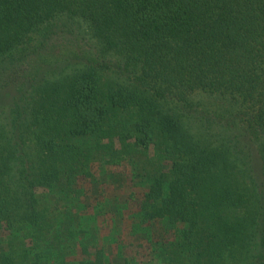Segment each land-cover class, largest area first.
<instances>
[{"label": "trees", "instance_id": "16d2710c", "mask_svg": "<svg viewBox=\"0 0 264 264\" xmlns=\"http://www.w3.org/2000/svg\"><path fill=\"white\" fill-rule=\"evenodd\" d=\"M0 236V264H264V0H0Z\"/></svg>", "mask_w": 264, "mask_h": 264}, {"label": "rangeland", "instance_id": "374dc122", "mask_svg": "<svg viewBox=\"0 0 264 264\" xmlns=\"http://www.w3.org/2000/svg\"><path fill=\"white\" fill-rule=\"evenodd\" d=\"M76 140L78 142L85 143V144H90L92 141V139L88 138V137L76 138ZM98 163L101 164V162H97L96 164H98ZM115 167L110 166L108 164H106V165L104 164L103 167L99 168V170L95 172L94 177L99 178L103 182L101 185H103L105 188H108L109 186L111 188L117 187L115 189H118L120 192L116 193V191L114 190L116 196H118L117 194H121V191H126V192L130 193L133 190L139 191L140 189L143 188L142 186H144V182H141L139 177L134 178L131 170L128 172L127 171L126 172H115V174H112L110 171H111V169H114ZM106 169H108V170H106ZM104 170H106V174H103ZM116 170L119 171V169H116ZM100 175L102 176V179H101V177H99ZM86 185H88V183ZM111 191L112 190L110 189V192ZM91 210H92V208H91ZM110 217H111V215H109V218ZM102 222H103V220H101V222L99 223V224H101L100 226H102ZM102 233H104L103 230H102ZM108 233H109V231L106 232V234H108ZM2 238L3 237L0 236V244H4V239H2ZM127 239H128V237H121V241H118V243H116V244L110 242V240H108V239L107 240L110 244H114L116 246L115 247L116 254L117 253L121 254L122 252L123 253L125 252L123 246L126 244L124 241Z\"/></svg>", "mask_w": 264, "mask_h": 264}]
</instances>
